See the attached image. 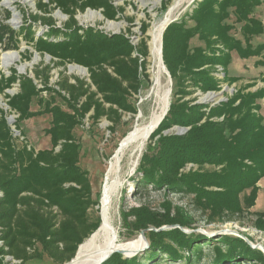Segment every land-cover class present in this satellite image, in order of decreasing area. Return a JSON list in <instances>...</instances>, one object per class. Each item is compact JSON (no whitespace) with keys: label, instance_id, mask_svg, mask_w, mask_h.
<instances>
[{"label":"trees","instance_id":"trees-1","mask_svg":"<svg viewBox=\"0 0 264 264\" xmlns=\"http://www.w3.org/2000/svg\"><path fill=\"white\" fill-rule=\"evenodd\" d=\"M171 2L163 0L161 11L166 12ZM263 2L201 0L196 10L169 25L163 34V63L172 80L171 105L151 135L155 146H148L139 173L145 185L191 196L192 210L201 213L208 224L236 220L243 212L242 194L249 193L244 198L245 205L256 198L257 184L264 178V117L258 104L264 100V89L247 94L240 90L215 106L194 104L195 100L188 98L196 90L203 94L218 92L222 83L238 81L228 75L232 53L243 59L262 54V47H244L234 39L230 34L233 26L227 21L234 18L256 25L249 16ZM49 6L68 17L62 28L50 17L34 15V22L50 28L49 33L35 38L29 27L16 31L0 22V45L5 51H19L22 36L37 53L49 56L56 67L73 64L86 69L88 81H72L60 74L56 91L67 97L74 113L53 109L48 132L51 148L36 150L28 144L19 125L32 116L31 105L42 92L55 91L50 86L53 69L36 67L34 77L19 75L15 70L10 76L0 75V94L5 95L9 110L18 115L15 127L23 136L18 146L0 108V264H11L6 258L26 264L42 255L55 264H67L99 229L100 217L91 218L95 202L89 174L79 165L81 146L74 130L87 116L94 123L106 119L117 126L124 114L135 113L129 99L140 92L142 77H148L150 48L145 35L149 25H143L141 39L134 44L127 35L129 30L107 35L78 24L77 14L87 10L101 11L106 20H117L123 9L117 10L112 0H49V4L39 3L38 8L47 15ZM9 18L8 12L6 20ZM253 27L250 33H262L258 24ZM194 39L203 46H191ZM217 66L224 69L223 79L219 78ZM14 86L18 92L6 94ZM174 126L189 130L181 136L162 135ZM189 164L197 166V170L183 172ZM121 214L129 232H143L150 241L152 258L160 252L174 261L181 260L179 250L186 249L192 258H197V249L192 246L194 235L189 237L183 231L194 230L190 210L172 209L169 205L164 213L140 207ZM171 226L176 227L162 229ZM237 241L249 251L247 256H256L247 241ZM228 257L234 258V252ZM224 258L217 249L213 264H222ZM190 260L188 256V264ZM140 261L138 257L125 258L115 253L103 264H142Z\"/></svg>","mask_w":264,"mask_h":264},{"label":"rangeland","instance_id":"rangeland-1","mask_svg":"<svg viewBox=\"0 0 264 264\" xmlns=\"http://www.w3.org/2000/svg\"><path fill=\"white\" fill-rule=\"evenodd\" d=\"M0 1V22L5 21L8 12H11L13 17L8 23L12 28L16 31H20L29 27L34 33L35 38L49 33L50 28L41 22H34L32 16L40 15L43 17H50L59 28H62L68 20V17L60 10L55 9L54 6H49L47 8L48 12H50L47 15L39 11V3L49 4V0ZM175 1L176 0H172L168 6V10L162 12L163 0H112L113 6L117 10L123 9L122 12L118 11L120 14L117 20L114 21L106 20L101 11L95 10H87L84 13H78L76 16L78 24L81 27H94L107 35L127 33V30H129L130 33L127 35L130 36L134 44H138L141 39L143 25L147 24L150 26L145 35L150 48L147 71L148 77H142L143 85L140 92L129 99L135 109V113L124 114L121 122L117 126H113L106 119L94 123L90 117L87 116L74 130V135L81 146L79 165L83 171L89 174L92 188V200L95 202L90 213L91 218L100 217L101 223L103 210L102 198L107 183V172L113 160V155L118 149L121 141L130 132L140 124H144L150 120L153 114L158 110L161 94L165 92L167 87L168 89L172 87L168 74L161 69L159 63L155 60L152 52V34ZM200 2L201 0H185L176 12L173 20L181 21L186 18L188 14H191L198 8ZM249 17L255 20L259 25L262 30L261 34L250 33L251 29L249 30V28H251V26L256 27L257 24L252 25L253 23H251V25H248L245 21L237 22L234 18L227 21L229 25L233 26L230 34L234 39L239 40L244 47L247 46L252 49L262 47V54L243 59L239 57L238 54L232 53V62L228 67V75L237 78L238 81L232 84L222 83L221 90L218 92L203 94L196 90L195 94L190 96L188 100L194 99V104L215 106L227 102L240 90L242 93L247 94L264 89V82L262 81L264 77V2L257 6L254 13ZM189 25L194 24L189 23ZM243 31L246 33V36H243ZM161 42L163 48L162 37L160 45ZM19 46V51H5L4 47L0 45V75L4 74L10 76L13 70H15L19 75L34 77L33 70L36 67L43 69L50 66L53 69L51 72L52 78L50 86L55 91L42 92L31 105L30 112L32 116L22 121L19 125L30 146L36 150L50 149L51 141L48 132L53 122V113L51 111L58 108L67 114L74 113L71 109V105L67 101V97L60 95L56 91L59 90L56 83L61 77L60 74L62 73V76L68 77L72 81L73 78L85 79L88 81V72L86 69L73 64L56 67L49 56H43L37 53L34 47L27 43L22 36L20 37ZM191 46H203V43L198 39H194L191 42ZM9 54H16L17 57L11 58L8 56ZM216 69L219 78L223 79L225 76L224 69L221 66H217ZM9 91V94L14 95L18 92V87L14 86ZM171 94L169 96L170 105ZM6 100L5 96L0 94V108H4ZM258 104L261 106L260 114L264 117V100H259ZM6 113L9 116L12 115L10 110ZM18 118V116L9 117V119L15 121ZM15 124L16 122L12 123L11 126L14 131L19 132L14 138L16 139V144L20 146L23 136L19 130L14 128ZM158 127L156 129H158ZM188 130L189 128L174 126L163 131L162 135L181 136L186 134ZM150 138L141 152L134 155H132V152H127L121 163L119 173L116 176H111L108 180L109 184H113L109 206L110 216L113 219L115 227L118 229L120 242H137L138 244L135 248V253L127 255L130 257L132 256L131 258L138 257L142 264H188V256H190L191 264H213L218 249L225 255L222 264H264V178L257 184L258 192L253 201L245 205L244 198L248 196L247 194L249 193L241 195L243 212L237 216L236 220L226 224H208L201 213H196L192 210L193 203L191 196L179 192H169L165 188H155L153 185H145V183L141 181L142 174L139 173L141 159L144 154L148 152L147 148L149 145L155 146V141L151 143ZM191 169L197 170V166L189 164L183 172H189ZM169 205L172 209L181 208L184 211H191L195 219V224L193 225L194 230L193 228H186L183 229V231L189 237H191L190 235H194V237H192L194 245L192 246L197 249L195 253L197 254V258H192L190 255L191 252L188 249L179 250L183 257L181 260L174 261L168 255L160 252H158L155 258H152L150 241L148 239H143L141 234L129 232L124 226L122 212H128L132 208L148 207L151 211L164 213L165 208ZM131 220L132 218H130V221ZM240 238L248 242L251 252L256 256H247L245 254H248L249 251L247 252L243 244L238 243L237 240ZM200 251L202 255H199ZM231 252H234V258L228 257V254ZM239 252L245 257L240 256ZM236 256L241 258H236ZM258 256L261 258L259 259ZM5 261L8 263L11 259L6 258ZM10 263L16 264V262L13 261ZM26 264L55 263L46 255H42L40 258L31 260Z\"/></svg>","mask_w":264,"mask_h":264},{"label":"bare ground","instance_id":"bare-ground-1","mask_svg":"<svg viewBox=\"0 0 264 264\" xmlns=\"http://www.w3.org/2000/svg\"><path fill=\"white\" fill-rule=\"evenodd\" d=\"M184 1L185 0L175 1L161 23L156 26L152 34V52L154 54L155 60L159 63V66L165 73L166 70L161 60V37L164 29L174 19L176 12L182 3H184ZM8 56L11 58L17 57L16 54H9ZM169 96V89L167 87L165 92L161 94L158 110L153 114L150 120L137 126L121 141L118 149L113 155V160L107 172V183L105 185L102 198L103 210L101 226L88 240H86L80 246L76 258L69 264H99L109 253L115 249H121L128 255L135 253V248L138 245L137 242H120L118 229L115 227L113 219L110 216L109 206L111 202L113 184L110 183V185L108 180L111 176H116L119 173L121 163L127 152H132V155H134L144 149L153 131L157 128L167 112L168 104L170 103ZM128 255L124 257H132Z\"/></svg>","mask_w":264,"mask_h":264},{"label":"water","instance_id":"water-1","mask_svg":"<svg viewBox=\"0 0 264 264\" xmlns=\"http://www.w3.org/2000/svg\"><path fill=\"white\" fill-rule=\"evenodd\" d=\"M174 22H176V20H173V21H171L167 26H166V28L164 29V31H163V34H164V32H165V30L167 29V27L169 26V25H171L172 23H174ZM163 34H162V38H163ZM161 60H162V63H163V56H162V42H161ZM163 65H164V63H163ZM164 68H165V70H166V73L168 74V77H169V79H170V82H171V86H172V80H171V76H170V74H169V72H168V70L166 69V67H165V65H164ZM171 92H172V87L169 89V95L171 94ZM169 108H170V103L168 104V108H167V112L169 111ZM167 112H166V114H167ZM166 114H165V116H166ZM165 116L163 117V119L165 118ZM162 122V121H161ZM160 122V123H161ZM160 123H159V125H160ZM158 125V126H159ZM157 126V127H158ZM156 130V129H155ZM154 130V131H155ZM153 131V132H154ZM175 227V226H174ZM165 228H172V226L171 227H165ZM165 228H162V229H165ZM141 237L143 238V239H146V237H145V235H144V233H141ZM80 248V247H79ZM79 250V249H78ZM115 253H118V254H122V255H126L127 256V254L123 251V250H121V249H115V250H113L111 253H109L99 264H103V263H105L113 254H115ZM77 254H78V251H77ZM77 254H76V256H77ZM76 256H75V258H76ZM74 258V259H75ZM74 259H72L69 263H71ZM69 263H67V264H69Z\"/></svg>","mask_w":264,"mask_h":264},{"label":"built area","instance_id":"built-area-1","mask_svg":"<svg viewBox=\"0 0 264 264\" xmlns=\"http://www.w3.org/2000/svg\"><path fill=\"white\" fill-rule=\"evenodd\" d=\"M0 3H1V1H0ZM10 13V18L8 19V20H5V21H3V22H5L6 24H8L11 28H12V26L8 23V21L10 20V19H12V13L11 12H9ZM5 19H6V17H5ZM12 29H14V28H12ZM15 30V29H14ZM9 90H7L6 91V94H9ZM9 95H11V94H9ZM5 96V95H4ZM1 109H3V110H5L4 112H5V114H6V119H7V122H8V124H9V126L11 127V131H12V133H13V135L14 136H16V134H18L19 132L18 131H14L13 129H12V123H15L16 121L15 120H12V119H9V117L10 116H18L17 114H15L14 112H11V114L12 115H8L6 112L7 111H9V106L7 105V100H6V104H5V106H4V108H1ZM14 128H16L15 126H14ZM8 259H11V258H8ZM12 261V260H11ZM13 262H15V261H13ZM17 263V262H16Z\"/></svg>","mask_w":264,"mask_h":264}]
</instances>
